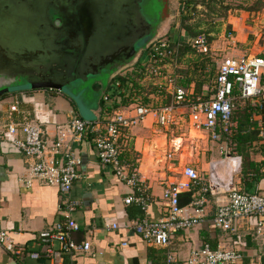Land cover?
Listing matches in <instances>:
<instances>
[{"label": "crops", "instance_id": "crops-1", "mask_svg": "<svg viewBox=\"0 0 264 264\" xmlns=\"http://www.w3.org/2000/svg\"><path fill=\"white\" fill-rule=\"evenodd\" d=\"M238 31L233 39L246 43L247 36ZM255 51L252 52L259 53L260 46ZM244 53L234 55H246ZM196 87L194 80L191 88L195 90ZM4 95L0 97V224L25 248V253L13 254L0 248V264H165L168 250L185 260L193 248L206 243L213 247L236 248L245 254V264L256 262L253 254L261 245V239L257 240L253 235L256 218L240 223L234 233H226L215 227L213 217L219 201L228 196L229 183L243 189L245 180H248L252 182L249 191H258L264 196V175L258 180L255 175H244L242 155L239 152L238 155H229L224 142L212 140L207 132L193 128L185 120L189 112L186 107L176 113L178 124L169 128L157 124L152 116L127 131V145L122 155L136 159L134 167L142 182L141 192L121 180L111 166L100 162L93 137L87 135L81 143H74L82 162L72 196L83 202L74 213L80 225L74 238L91 241V251L77 253L75 257L61 254L59 262L44 256L30 257L31 252L44 251L39 232L63 220L61 208L67 195L58 186L30 175L32 159L6 137L4 129L9 118H33L40 123L43 137L52 143L60 128L68 127L74 116H84L76 99L60 90L40 88ZM245 103L255 108L252 119L259 127V122L264 121V102L253 99ZM15 104L18 109L12 112L11 106ZM109 107V104L105 106L100 102L90 107L94 119L105 115ZM177 138L182 141L176 143ZM255 144L259 143L256 141ZM253 148V159H264L261 147L255 145ZM188 166L195 168L206 185L209 184L204 220L192 228L174 232L169 247L148 244L130 225L135 220H158L167 215L164 190L180 180L189 181L184 174ZM203 184L182 190L180 203L183 207L192 211L191 203L202 196ZM136 193L145 196V209L135 202L126 203L125 198ZM113 224L118 227H112ZM125 242L127 245L123 246Z\"/></svg>", "mask_w": 264, "mask_h": 264}, {"label": "built area", "instance_id": "built-area-1", "mask_svg": "<svg viewBox=\"0 0 264 264\" xmlns=\"http://www.w3.org/2000/svg\"><path fill=\"white\" fill-rule=\"evenodd\" d=\"M185 42L187 41L179 40L177 46L185 45ZM172 44L173 40L160 38L149 45L151 50L145 62H150L147 70L152 76L151 79H156L153 85L159 94L151 95L149 103H144L142 97L138 96L128 104L114 109L112 113L106 110L105 115L94 120L74 116L68 127L60 128L57 139L52 143L43 137V129L36 119L9 118L4 133L18 149L32 159L30 175L58 186L67 195V200L61 208L63 220L52 228L39 232L44 251L31 252L30 257L37 259L44 256L59 262L61 254L66 253L75 257L77 253L91 251V241H77L74 238V234L80 231L74 213L83 202L72 196L73 184L79 176V166L82 162L73 144L81 143L87 135H94L100 162L111 166L121 180L137 187L140 192L142 182L138 170L121 156L127 145L125 141L127 131L147 117L153 116L157 124L169 128L178 124L176 113L186 107L189 112L185 120L193 128L207 132L212 140L224 142L229 155L230 153L238 155L234 135L239 126L237 120L233 118L236 102L253 99L264 102V41L259 45V53L249 52L244 53L246 55L223 58L217 65L213 84L198 95L193 88L179 86L178 73H171L168 70L179 48L172 47ZM190 44L199 53L207 55L211 52L206 34L196 36ZM119 85L120 82H116V87ZM112 93L105 94V101L110 107L115 104ZM167 97L171 98L170 103H165ZM17 109V104L11 106L12 112ZM259 130L260 137L264 138V121L259 122ZM63 148L66 150L63 151ZM184 174L189 181L180 180L164 190L163 197L167 201L165 217L158 220L143 218L133 221L130 225L148 244L169 247L174 232L192 228L204 220L209 184L206 185L202 176L193 167H186ZM200 184H203L202 196L192 201L190 211L181 205L180 194L182 190ZM227 191L228 196L217 205L213 217L215 227L226 233H234L240 223L251 217L256 218L253 235L258 238L257 240L261 239V245L253 254L256 262L250 264H264V196L258 191L233 187L232 183L228 184ZM125 201L129 204L135 202L143 209L146 208V198L141 193L129 195ZM112 227L116 228L118 224H113ZM56 244L58 247H55ZM0 248L13 254L25 253V248L19 245L1 224ZM244 259L245 254L236 248H228L225 245L213 247L206 243L193 248L185 260L168 250L165 264H245Z\"/></svg>", "mask_w": 264, "mask_h": 264}, {"label": "rangeland", "instance_id": "rangeland-1", "mask_svg": "<svg viewBox=\"0 0 264 264\" xmlns=\"http://www.w3.org/2000/svg\"><path fill=\"white\" fill-rule=\"evenodd\" d=\"M182 1L183 0H146L145 6L148 14L154 17V15L158 13L160 18L154 32H152L153 36L151 35L152 37L149 36L145 38L142 41L141 48H144V45L151 39L158 40L160 38H168L171 40L172 38L173 40H178L177 38L179 37L178 33L181 27L183 14ZM25 2L29 5L33 4V7L37 6L34 0H25ZM263 4L264 0H217L215 3L216 12H211L210 7L206 5H198V10L191 15L187 22L190 24H196L200 21L211 22L217 27H220L221 31L218 34L210 33L211 36H214V39L210 42L211 52L207 55L199 53L197 50L192 53L184 49L182 45L177 46L180 48H178V51L184 49V53L182 55L176 54V58L170 63L168 70L171 73H178V70L182 72L190 71L189 73H192L191 76L196 80V86H198L200 81L203 82L202 88H207L210 84H213L218 62L221 61L225 55L231 57L236 56L234 54H241L247 51L252 52L256 50L255 52H257L258 46L263 43L264 8L258 11L246 10L247 8L254 7V5L262 6ZM154 21L156 22V19ZM229 25L232 26L231 32L228 31ZM207 27L208 25L205 24L204 28ZM235 28L237 31L239 29V33L247 36L246 43H240L231 38V36L235 37L237 34ZM193 39L194 38H191V41H193ZM183 41H186V39ZM253 46L256 47L253 49ZM3 47L4 46H2V50L4 49ZM20 54H35V51L32 49L20 50L15 52L12 58L19 59L21 58ZM137 54H140L139 58L141 59H137V57L134 58L129 64L123 66L118 71L112 73L111 70H103L101 73H95L91 75V77L84 79L81 78L80 75L77 80H72L66 85L65 91L76 99L85 119L94 120L95 115L90 107L97 106L98 102L105 106L108 105L106 101H103L102 97L110 79L125 71H130L139 60L140 62H145L148 59V54H143L142 49H140ZM10 55L11 52L6 49L0 54V89L8 87L11 89L9 92H14L20 87L28 88L29 80L26 79V77H30L26 75L25 62L4 63V58L10 57ZM31 57L32 55L30 58ZM52 57L56 59V56ZM45 60L46 57L40 55L37 61L45 62ZM4 78L8 81L4 82ZM144 81L147 83H154L156 79L146 77ZM203 90L204 89L201 91Z\"/></svg>", "mask_w": 264, "mask_h": 264}, {"label": "water", "instance_id": "water-1", "mask_svg": "<svg viewBox=\"0 0 264 264\" xmlns=\"http://www.w3.org/2000/svg\"><path fill=\"white\" fill-rule=\"evenodd\" d=\"M78 15L85 28L87 50L84 53L82 62L79 63L81 68V78H87L89 73L84 72L85 68L96 58L106 57L116 53L122 46H136L153 33L150 31L152 26L150 21L145 19L140 12L139 0H82ZM42 2L35 0L37 6L31 8L25 0H0V43L13 52L20 50L32 49L35 54H20L21 59L27 58L37 73H44L49 70L58 57L63 58L72 56L64 52L70 46L66 42L57 43L54 36L49 35L45 24L47 23L42 11ZM46 13V12H45ZM143 19H142V18ZM30 18L31 20H28ZM30 21V22H29ZM29 22V25H28ZM136 22V24L134 23ZM44 23V24H43ZM140 27L142 31H140ZM43 32H42V31ZM79 27L74 28L78 35ZM74 34V33H73ZM50 36V37H49ZM153 36V35H152ZM151 36V37H152ZM78 37L70 40V44L77 43ZM155 40V39H154ZM151 39L144 45V50L153 41ZM32 57L30 58V56ZM40 55L51 56L52 62H38ZM13 54L8 58H12ZM52 56H56L52 57ZM140 57L136 54L135 58ZM42 58V57H41ZM17 60V59H16ZM32 60V61H31ZM40 60V58H39ZM57 63V62H56ZM45 65L48 68H45ZM95 74L94 72L91 73ZM80 78V79H81ZM29 87H20L14 92L29 91L32 89H56L66 94L65 84L53 83L49 81L29 80ZM11 89L6 87L0 89V97L9 92Z\"/></svg>", "mask_w": 264, "mask_h": 264}, {"label": "trees", "instance_id": "trees-1", "mask_svg": "<svg viewBox=\"0 0 264 264\" xmlns=\"http://www.w3.org/2000/svg\"><path fill=\"white\" fill-rule=\"evenodd\" d=\"M183 14H182V21L181 27L178 33V40H173L172 47H176L179 43V40H185L184 49L187 51H195V49L191 46V38H195L198 35L206 34L208 36L209 42L214 39V36H211L210 33L218 34L221 31L220 27H217L215 24L211 22H204L200 21L198 23L190 24L187 21L190 19L191 15L198 10V5H206L210 7L211 12H216L215 3L217 0H183ZM258 3V2H255ZM260 4V3H258ZM264 8V4L262 6L254 5V7L247 8L246 10H261ZM156 19H159V14L155 15ZM208 25L207 28H204V25ZM232 26H228V31L231 32ZM190 42V43H189ZM150 46L143 50V54L150 52ZM180 49V48H179ZM178 51L179 55H182L184 52ZM150 62H140L135 63V67L132 68L130 71H125L119 75H116L114 78L110 79L109 84L105 87V93L102 97L103 101H105V94L113 92L112 98L115 99V104L112 107L107 109L108 113H112L114 109H118L123 105L128 104L134 99H137L138 96L142 97L144 103L151 102L150 95H159L156 92L155 86L152 83H147L144 81L146 77H152L147 67L149 66ZM179 75L177 77V83L179 86L183 88L190 89L192 85V81H194V77L191 76L192 73L190 71L182 72L178 70ZM186 73V74H185ZM116 82H120V85L116 87ZM203 82H199L198 86L195 88L196 95L201 94V86ZM128 96H126V94ZM6 95V94H5ZM4 95V96H5ZM171 98L167 97L165 103L169 102ZM119 100V101H118ZM76 104V103H74ZM255 113V108H253L249 103H245L243 100H237L236 108L234 111V120L238 122V131L234 135V140L237 143L238 152L242 155L243 165H242V173L244 175L252 174L255 175V179L258 180L260 177L264 175V159L257 161L253 159L252 153H254L253 146H259L261 150L264 151V140L259 136V127L258 123L255 122L252 117ZM90 137H94V135H89ZM259 144H255V142ZM124 161L131 163L133 166L136 165V159H131L128 156L122 155L121 156ZM246 186L243 188L244 190H249L251 188L252 182L245 180Z\"/></svg>", "mask_w": 264, "mask_h": 264}, {"label": "flooded vegetation", "instance_id": "flooded-vegetation-1", "mask_svg": "<svg viewBox=\"0 0 264 264\" xmlns=\"http://www.w3.org/2000/svg\"><path fill=\"white\" fill-rule=\"evenodd\" d=\"M40 1H43L42 11H44L45 20L47 22L45 24L48 30L47 32L49 33V35L54 36L56 38L57 43L66 42L67 46L70 47L68 50H64V52L71 54L72 56L65 57V60H63V58L61 57H58L57 60L52 62L51 56L46 55V59H47L46 62L49 61L52 62L53 64L49 66V68L45 65V68H48L49 70H46L44 73H37L34 70V66L32 67V65L30 64L31 62H29L28 59L24 57L22 59L19 58L17 60L14 58L6 57L4 58L5 59L4 63L10 64L20 61L25 62L26 75L30 77V78L26 77V79L30 80L31 82L33 80L43 79V81H49L56 84L61 83L67 85L72 80L75 81L77 80L78 77H80L81 68L79 67V63L82 62L84 53L87 50L85 28L83 27V24L80 21L77 12L78 9L80 8V4L83 1L82 0H40ZM145 3L146 0H141L140 4H138L140 5L139 10L142 16L144 18L146 17L145 19L150 21V24L152 26L150 31L154 32L156 28V24L159 21V19H156L155 15L153 17L148 14ZM29 6L33 8V4ZM155 19L156 22L154 21ZM28 20L31 19L28 18ZM134 23L136 24V22ZM75 27L76 28L79 27V31H77L78 35H76L74 32ZM141 28L142 27H140V31H142ZM76 37H78L77 43L70 44V40L75 39ZM143 40H140V42L136 44V46L135 45L122 46L114 54H111L106 57L96 58L94 61H92L89 64V67L87 69L85 68L83 73L91 71L89 73L90 75L87 76L89 78L91 77L92 72L97 74V73H101L103 70H111L113 73L115 71L120 70L123 66L129 64V62H131L135 58L137 52L141 48ZM2 46L3 45L0 43V54H2V51H4L5 49L9 50L8 48L5 47H3L4 49L2 50ZM9 51L11 52V54H15V52L11 50ZM7 81L8 80L4 78V82Z\"/></svg>", "mask_w": 264, "mask_h": 264}, {"label": "bare ground", "instance_id": "bare-ground-1", "mask_svg": "<svg viewBox=\"0 0 264 264\" xmlns=\"http://www.w3.org/2000/svg\"><path fill=\"white\" fill-rule=\"evenodd\" d=\"M181 141H182V138H177V139L175 140L176 143H180Z\"/></svg>", "mask_w": 264, "mask_h": 264}]
</instances>
